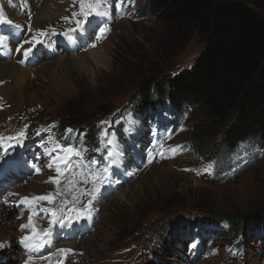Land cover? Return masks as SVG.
I'll list each match as a JSON object with an SVG mask.
<instances>
[{
    "label": "rangeland",
    "instance_id": "obj_1",
    "mask_svg": "<svg viewBox=\"0 0 264 264\" xmlns=\"http://www.w3.org/2000/svg\"><path fill=\"white\" fill-rule=\"evenodd\" d=\"M43 1L55 3L57 15L36 24L32 35L44 41L45 37L37 35L38 28L48 29L49 24L54 27L56 23L62 38L55 45L53 55L44 46L33 52L35 61L29 66L34 73L29 75L33 88H27L28 93L17 98V92L12 91L9 99L0 94V135L7 133L0 136L3 138L0 161L11 155L14 158L15 148H19L23 163L40 167L38 183L44 190L53 187L50 177L59 179L65 173L61 163L66 153L60 154L58 149L71 148L78 153L76 159L88 179L90 169L93 173L99 170L86 160L89 154L84 155L98 150L97 160L107 161L108 174L119 175L118 182L127 184H119L122 187L111 197L103 196L96 202L97 207L93 204L82 208L84 218L94 216V230L87 225L69 228V224L59 223L53 213L43 218L36 208L21 203L26 195L34 197L33 190L26 186L29 181L24 184L20 181L17 185L25 195L17 187L6 191L12 186L6 187L7 181L11 183V171H17L19 165L21 169L23 163L0 169V243L7 245L0 248V264H25L26 261L41 264L40 248H25L19 243L32 232L31 228H21L28 223L29 216L37 232L49 229L42 239L59 235L57 240H60L64 235L67 243H75L81 253L84 251L79 259L76 256L75 264H264V233L251 235L253 232L244 226L249 222L247 219L264 210V138H256L250 146L245 143L233 147L218 145L221 132L205 107H191L178 114L174 111L141 114L135 107L140 104L141 93L137 90L146 85L153 87L166 74L174 75L193 64L204 44L197 31L158 22L155 19L158 12L147 0H101L99 11L103 14L88 16L83 30L77 29V22L85 21L81 0H0V9L8 20L17 18L12 9L26 12L30 25L33 13L29 7L39 6ZM237 1L253 7L264 18L259 0ZM19 19L18 28L22 29L25 24ZM69 27L72 31H67ZM27 29L28 32L31 27ZM6 32L7 28L0 30V38L4 39L5 35L8 38ZM110 35L113 39L105 45ZM97 49L103 55V65H97L86 54ZM4 56L11 58L8 52ZM61 56L68 65L58 62ZM75 57L84 59L77 61ZM24 59L27 58L24 56ZM54 70L60 89L53 84ZM32 95L35 99H29ZM170 118L173 123L167 125L165 121L169 122ZM118 121L124 127L135 124L140 130L134 126L127 130L119 124L107 131L103 128V137L100 136L98 125L108 128ZM21 131L24 133L22 146L17 145L16 139H8L17 137ZM141 135L145 136L141 140L146 152L141 154L143 162L139 159L137 165L131 156L124 161L121 155L116 159L113 146L136 152L134 147ZM194 141L200 146L212 144V147L205 152L195 144L193 149ZM212 156L218 159L216 167L210 164ZM49 164L53 166L48 167ZM56 164L61 169L59 174ZM128 164L134 167L133 171H126ZM196 164L199 168L193 169ZM71 177L57 185L55 202L69 197L93 202L90 184L69 185ZM123 188H127L123 198L114 200ZM217 216L233 221L235 231L210 222ZM2 218L8 224H3ZM191 222L193 225L189 226ZM179 225L186 229L180 231ZM89 230L93 233L88 235L96 239L88 244L89 236L82 234ZM240 240V247L231 250L233 242Z\"/></svg>",
    "mask_w": 264,
    "mask_h": 264
},
{
    "label": "trees",
    "instance_id": "obj_2",
    "mask_svg": "<svg viewBox=\"0 0 264 264\" xmlns=\"http://www.w3.org/2000/svg\"><path fill=\"white\" fill-rule=\"evenodd\" d=\"M148 2L158 12V22L196 30L204 44L189 68L137 90L141 95L136 107L144 112L159 107H205L221 132L219 145L230 147L241 139L264 138V18L237 0ZM259 4L264 10V0ZM81 122L86 120L81 117ZM194 143L205 152L212 147ZM217 219L234 224L228 217ZM247 220L246 229L264 225V210Z\"/></svg>",
    "mask_w": 264,
    "mask_h": 264
},
{
    "label": "bare ground",
    "instance_id": "obj_3",
    "mask_svg": "<svg viewBox=\"0 0 264 264\" xmlns=\"http://www.w3.org/2000/svg\"><path fill=\"white\" fill-rule=\"evenodd\" d=\"M55 3L53 2H47V1H43L41 5L39 6H31L29 7L33 13V16L31 18V23L30 25H28V22H30V19L27 20V13L26 12H22L19 9H12V7L7 8L8 10L12 9V14L15 15L17 18H12L10 19L12 21V23H14L16 26H20V19H23V23L25 24V27L21 29V36L19 38H15L14 36H11L7 39V43L10 45V55L11 58L9 60L6 61H2L0 59V82H4L1 86H0V94L5 97H8L6 99L10 98V95L12 93V91H16L17 92V98L18 96H20L21 94L27 92V88H33V81L31 80V78H29V75L33 73V71H31L29 68L27 67H22V65L20 64L22 61V59L24 58V50L28 49V48H32V50L35 49V47H31L33 44H35L38 40H36V36L32 35V30H30V27L36 26V24H39V22L45 21V20H51L54 19L57 15V10L54 7ZM38 5V4H37ZM15 21V22H14ZM32 25V26H31ZM26 27L30 30V31H26ZM46 31L47 29H42V31ZM45 31L43 32V35L40 34V37H45V40H41L38 43L43 44L44 46L47 47L48 50H51L52 46L54 45V43L56 42L58 35H45ZM113 39V35H110L107 40H106V44L110 43ZM11 40V41H10ZM28 43H25V42ZM104 46V45H103ZM17 49H20L19 51H17ZM100 49L97 50H90L88 51L86 54H89V56L91 57V59H93L95 61V63L97 65H103V55H101ZM64 56H61V60H59L58 62H61L60 64H65L68 65V62L65 60L64 62ZM76 58V57H75ZM105 58V57H104ZM84 58H79L78 57L75 59L77 61H82ZM58 62L56 64H58ZM58 64V65H60ZM47 65V64H46ZM57 65V66H58ZM26 66V65H23ZM44 65L42 64L41 67H43ZM61 66V65H60ZM40 67V66H39ZM57 69V68H56ZM56 70H54V83L55 84V88L56 89H60L62 88L60 85V82L58 81V75L55 76L56 74ZM34 74V73H33ZM9 80V81H8ZM59 82V83H58ZM33 90L31 89V92ZM29 92V91H28ZM27 92V93H28ZM36 91H34L35 93ZM10 94V95H9ZM26 94V93H25ZM30 96L32 93H29ZM15 95V94H14ZM28 97V96H27ZM35 96L32 95V97H30L29 99H35ZM39 99V98H38ZM19 103L21 102L20 97L18 99ZM35 101H38L37 99ZM41 101V100H40ZM30 103V102H29ZM31 104V103H30ZM3 121V120H2ZM145 139V138H144ZM147 139V138H146ZM15 160H11L12 164H15ZM0 164H4L6 165L7 162H5L4 160L0 161ZM153 168V167H152ZM70 177V176H69ZM161 177V176H160ZM65 179V178H64ZM63 179V181H64ZM66 179H68L66 177ZM40 180L39 177L34 178L28 185V188L32 189L34 192L36 191L37 193L41 191V187L39 186L38 181ZM66 181V180H65ZM54 183V182H53ZM85 184L87 185L88 183H85L80 176H72L71 177V181L68 182L69 185L75 186V185H80V184ZM41 184V183H40ZM61 184V183H60ZM59 184V185H60ZM65 184V183H64ZM62 186V185H61ZM65 186V185H64ZM46 187V186H45ZM57 187V186H56ZM67 188V186H65ZM90 187L92 188V191L94 189H98L99 191L97 192L95 198L93 199V202L91 203H96L98 200H100L103 196H104V192L102 191V189L104 188V186H102L99 183H90ZM128 188V187H127ZM127 188H123L118 194L115 195L114 200H118L123 198L124 196V191H126ZM59 189V188H58ZM22 189H20L21 191ZM70 190V189H69ZM24 191V190H23ZM57 191V190H55ZM61 191V190H60ZM64 191V190H63ZM62 191V192H63ZM25 192V191H24ZM28 192V191H27ZM66 192V191H64ZM69 192V191H68ZM43 192H41L40 194H42ZM53 193V192H52ZM26 193H24L25 195ZM57 194V193H56ZM68 194V193H67ZM71 194V193H70ZM43 195V194H42ZM68 196V195H67ZM77 196V195H76ZM58 197V196H57ZM72 197V196H71ZM51 198V197H50ZM106 198V197H104ZM58 199V198H57ZM76 199V198H74ZM74 199H70L69 198H64V199H58L55 202V206L57 207V209L55 210L56 216L58 219H61L63 221L69 220L70 217H73L70 213V208L72 204H79L80 200H74ZM113 200V201H114ZM112 201V200H111ZM101 205V204H100ZM62 207V208H61ZM65 207V208H64ZM3 210V209H2ZM4 212V211H3ZM6 213V212H5ZM5 218V217H4ZM5 220V219H4ZM76 223H79V220H73ZM2 223H3V218H2ZM3 224H8V223H3ZM18 225V224H17ZM2 226V225H1ZM6 226V225H5ZM4 228V227H3ZM16 228V227H15ZM4 230V229H3ZM9 230V229H8ZM11 234V233H10ZM98 234L95 231V235ZM92 235L89 236V238H87L88 240V244L91 242H93L96 238H91ZM94 236V235H93ZM95 237V236H94ZM86 241V239H85ZM84 241H81V243ZM86 244V243H85ZM84 245V244H83ZM74 248L75 245L72 243H66L63 242L60 245V249H65V250H72L71 248ZM84 248V246H82ZM87 247V246H86ZM82 248V249H83ZM69 252V251H66Z\"/></svg>",
    "mask_w": 264,
    "mask_h": 264
},
{
    "label": "snow or ice",
    "instance_id": "obj_4",
    "mask_svg": "<svg viewBox=\"0 0 264 264\" xmlns=\"http://www.w3.org/2000/svg\"><path fill=\"white\" fill-rule=\"evenodd\" d=\"M100 7H101V0H81V14L84 15L85 21H78L77 22V29L78 30L84 29V24H85L88 16H90V15H102L103 13L99 11ZM85 9H87V10H85ZM0 24H8V25L12 24V21L8 20L4 16L3 9H0ZM17 27H19V26H17ZM73 31H75V30H73ZM41 35H43V33H41ZM37 42H40V41H37ZM3 43H4V39L0 38V44H3ZM25 43H28V42L26 41ZM33 47H35L34 44H33ZM19 50L20 49H17V51H19ZM31 52H32V48L25 49L24 50V56L27 58L31 54ZM20 62L23 63V61H20ZM102 123H107V122H102ZM68 131H71V129H69ZM23 137H24V133L21 131L20 133L17 134V137H15V138L10 137L8 139H16L17 143L22 146ZM2 139L3 138L0 137V140H2ZM62 151L67 153L69 156L70 155H78V153H74L71 148H64V149H62ZM67 159H68L67 157H64L62 160V162H64L65 165H66ZM56 160H57V158H54L53 163H56ZM52 166H53V164L48 165V167H52ZM36 170H37V172L40 171V169H36ZM56 171L58 174L61 172L59 164H57V166H56ZM107 171H108V169L105 168L104 169L105 174L107 173ZM205 171H208V169H205ZM49 179L54 183L59 182L58 180H53V178H51V177ZM98 191H99L98 189H94L92 191L91 195L93 196V198H95ZM9 195H14V194L10 193ZM50 196H51V194H48L46 196L32 197L31 199H29L28 197H24L21 199V203H25L26 205H28V204H31L32 201L49 199ZM85 207H87V206H85ZM70 211H74L77 214L74 217H70L69 220H67V221L61 220L58 222L62 223V224H69L70 225L73 220L78 221L81 218L78 210L73 209ZM53 215H55V213H53ZM21 228H31L32 229V232L30 235H26V236L22 237L19 241V243L21 245H23L25 248L35 247L38 249V248L42 247L43 246L42 236L46 237L49 233V229L43 230V233L37 232L35 227L32 224V217L31 216H29L28 223L21 225ZM4 247H7V245L4 243H0V248H4ZM58 251L65 252V251H71V250L59 249ZM30 259H31V257H29V260ZM25 264H28V262L26 261Z\"/></svg>",
    "mask_w": 264,
    "mask_h": 264
}]
</instances>
